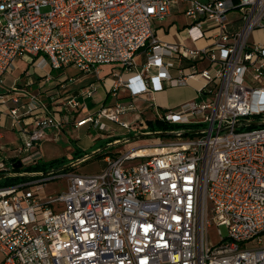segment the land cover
Returning a JSON list of instances; mask_svg holds the SVG:
<instances>
[{"label":"built area","instance_id":"built-area-1","mask_svg":"<svg viewBox=\"0 0 264 264\" xmlns=\"http://www.w3.org/2000/svg\"><path fill=\"white\" fill-rule=\"evenodd\" d=\"M174 1L0 0V84L19 58L83 74L104 64L121 70L111 72L115 102L90 113L62 90L72 77L46 73L54 87L35 94L18 77L0 92V118L9 115L19 136L15 148L0 145L1 264H264V125L252 124L264 119L243 120L264 114V0H188L186 35L208 39L196 47L156 34L153 23ZM196 78L205 100L157 114L195 125L172 130L176 140L106 153L93 174L15 171L12 158L19 169L41 162L43 143L60 141L67 123L101 131L107 119L152 133L140 115L134 123L122 115L138 109L137 97ZM93 85L79 94L93 96ZM61 177L67 190L45 196L46 183ZM214 225L217 243L208 233Z\"/></svg>","mask_w":264,"mask_h":264},{"label":"crops","instance_id":"crops-1","mask_svg":"<svg viewBox=\"0 0 264 264\" xmlns=\"http://www.w3.org/2000/svg\"><path fill=\"white\" fill-rule=\"evenodd\" d=\"M189 2L188 0H176L172 3L171 8V14L168 15L166 18H164L163 22L160 24L159 27H155L157 36L166 42H172V43H178V42H185L190 46H204L208 43V39H199L197 41H192L187 35L185 31V27L190 23V20L185 16L184 11L188 7ZM230 17H233L232 14H230ZM164 23V24H163ZM165 25V27H164ZM259 36H261V40L264 41L263 34L259 33ZM144 57V55H142ZM145 58V57H144ZM22 62H27L29 67L33 68V72H30V70L25 69L26 72L24 73V76H18L20 78V82L25 84V87L28 89L29 92L35 94L38 92H44L46 89H49L51 87H54V83H46L44 84V79L42 78L43 75L46 73L52 74L53 76L63 75L65 77H72V80H68L62 90L66 91L69 95L76 96L80 102H83L88 112H95L100 109V107L103 104L109 105L113 104L115 102V98L112 96L111 93H109V87L111 83V79L113 78V72L114 70L118 73H121V70L118 67H114L111 64H104L101 65L99 68V73H88L83 74L78 71V69L75 70L74 73H68L67 69H70V67L65 68L57 73H53L54 70L47 68L49 65H46L44 67H38L33 61H30L29 58H19L17 60ZM17 64V63H16ZM183 65L185 63H182ZM204 63H201L200 65H203ZM18 65H16L17 68ZM15 68V69H16ZM15 71L6 74L3 76V83H1V89L0 92L6 91L8 88H10L14 80L18 77L12 78V75ZM106 73V74H104ZM174 76L178 75V72L176 70L172 71ZM96 75V78L87 80V77L89 75ZM26 79H34L32 83L27 81ZM11 80V81H9ZM23 80V82H22ZM70 82V83H69ZM90 83H93L95 87V91L93 96L90 97H84L83 95L79 94V90L82 87L88 86ZM202 85V80L199 78L192 79L188 81L185 85L180 86H167L164 90L159 92H153L150 94H145L142 97H137L134 100V105L138 108L134 111H129L122 115L124 119L129 121L130 123L135 122V118L137 116H141L143 119L147 121V123L151 120H155L157 118L158 112H164L168 109H176L179 108L182 104L191 102V101H197V98L201 96L200 94V87ZM120 97L123 101H130V97H128V92L126 89L120 90ZM95 97L98 100V104L95 106V111H91L88 105L85 103V101L88 98ZM128 103V102H126ZM100 105L98 108L97 106ZM108 126V130H98L95 134H92L90 132L93 127H91L89 124H84L80 127H75L73 123H67L64 127V135L62 137H94L92 138L93 141L98 139H107L109 142L115 141V143H118L120 140L118 137H126L124 135L133 133L136 134L134 137H139L142 135H152V134H143L141 132L135 133L133 131H128V129H125L121 127L118 123H115L113 121L104 120ZM72 122V121H71ZM95 129V128H94ZM7 131L15 132L18 136L17 131L12 127V120L7 114H3L0 118V138L5 137V133ZM150 133V132H148ZM153 133V132H152ZM19 144V136L18 141L16 142V146ZM113 144V143H112ZM3 146L7 147L6 144H2ZM15 146V147H16ZM13 147V148H15ZM76 150H81L84 153L86 151L84 148H78Z\"/></svg>","mask_w":264,"mask_h":264},{"label":"rangeland","instance_id":"rangeland-1","mask_svg":"<svg viewBox=\"0 0 264 264\" xmlns=\"http://www.w3.org/2000/svg\"><path fill=\"white\" fill-rule=\"evenodd\" d=\"M163 20L155 21L153 23L154 28L159 27L160 24L163 22ZM144 60L145 58L142 55L138 57L139 63L143 62ZM200 63H205V61H202ZM17 65H18L17 68L13 70L15 71L14 74L12 75L13 79L18 76H22V75L24 76V73L26 72L25 69L27 68L28 70H30V72L34 71L32 67L28 66L27 62H22L19 60L17 62ZM47 68L50 69V66ZM75 70L76 69L74 67H70V69H67V72L71 74V73H74ZM59 71L61 70H54L53 73L55 74ZM94 78H96V75L92 74L87 77V80L94 79ZM26 80L29 81L30 83L34 81V79H26ZM18 86L25 87V84L24 82L22 84L19 80ZM0 89H1V85H0ZM206 98H207V95L202 94V96H199L197 98V101H202V100H205ZM85 103L88 105L91 111H95L96 109H92V108H96L95 106L98 104V100L95 97H92V98H88L85 101ZM97 107L99 108L100 105H98ZM196 116L200 118L199 113H197ZM258 119H261V120L264 119V114H262L261 116H249L247 118H243L244 121H248V122L258 120ZM182 128L183 126L179 129H182ZM189 129L187 130L190 131ZM96 131L98 130L94 128L90 130L92 134H95ZM152 132H155V131H152ZM135 135L136 134H133L131 132L129 134L124 135L126 137H118L120 139L119 141H122L125 138H129V140L127 142H120V143H115V144H114L115 141L109 142V140L107 139H98V140L93 141L92 137H79V139L78 137H62L60 141L44 142L41 147V151H40L41 158H39V160L42 162H51L52 160L56 158H60V159L64 158L65 161L58 163L56 166H54L56 167L55 168L56 170L62 167L68 166L65 169H61V172H63L64 174H68V173L93 174V173L100 172L103 169V167H105V162L103 161V159L106 153H109L111 155L117 154V156L118 155L121 156L123 153L128 152L129 150L137 148V147L162 144V143L169 142L171 140H176L177 138L175 137V135H142L139 137H134ZM17 141H18L17 134L12 131H7L5 133V137L0 138V145L6 144L7 148L11 149L16 146ZM78 148H84L86 153H88V155H91V159H89L86 162L79 163L75 167H72L70 166L71 162L75 161L76 158H78L80 155L83 156L85 154V153L75 154V151ZM138 161H142V160H138ZM18 180L19 179H15L9 182H14ZM67 188H68L67 177L57 178V179L51 180L46 183V185L44 186V194L45 196H56L60 193L65 192ZM220 230L225 236L227 233L226 227L221 226ZM208 233H209L210 241L212 243H217L219 241V235L217 232L216 225L210 226L208 229ZM0 260H1V255H0Z\"/></svg>","mask_w":264,"mask_h":264},{"label":"trees","instance_id":"trees-1","mask_svg":"<svg viewBox=\"0 0 264 264\" xmlns=\"http://www.w3.org/2000/svg\"><path fill=\"white\" fill-rule=\"evenodd\" d=\"M147 131H161V132H171L172 130L179 129L183 126L185 129L193 128L195 125L193 124H169L164 121H161L160 119L151 120L148 123ZM172 135V134H170ZM84 153L81 150H76L75 154ZM81 156V155H80ZM79 156V157H80ZM65 161L64 158H56L52 160L51 162H37L36 164H31L29 166L24 167L23 169L15 168V171H41L46 170L48 167L56 166L58 163H61ZM14 179H10V181H13Z\"/></svg>","mask_w":264,"mask_h":264},{"label":"water","instance_id":"water-1","mask_svg":"<svg viewBox=\"0 0 264 264\" xmlns=\"http://www.w3.org/2000/svg\"><path fill=\"white\" fill-rule=\"evenodd\" d=\"M253 125L258 126V125H264V121H260V122H252ZM145 134H152V135H170V134H174L173 132H153V133H145ZM13 162V166L15 168H20L22 167V163L20 161H15V158L11 159Z\"/></svg>","mask_w":264,"mask_h":264},{"label":"bare ground","instance_id":"bare-ground-1","mask_svg":"<svg viewBox=\"0 0 264 264\" xmlns=\"http://www.w3.org/2000/svg\"><path fill=\"white\" fill-rule=\"evenodd\" d=\"M201 80V79H200ZM155 150H153V149H147V148H142L141 150H140V152L138 153V151H137V153L138 154H147V153H150V152H154Z\"/></svg>","mask_w":264,"mask_h":264}]
</instances>
